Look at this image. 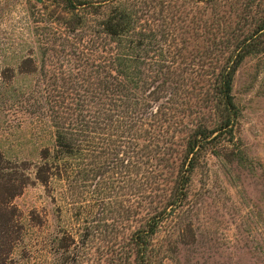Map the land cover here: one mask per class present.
Returning <instances> with one entry per match:
<instances>
[{"label":"trees","instance_id":"16d2710c","mask_svg":"<svg viewBox=\"0 0 264 264\" xmlns=\"http://www.w3.org/2000/svg\"><path fill=\"white\" fill-rule=\"evenodd\" d=\"M24 1L31 19L47 20L46 31L61 25L90 45H75L65 59L55 49L62 73L43 75L40 84L54 80L47 87L56 89L62 80V90L39 86L22 97L23 108L48 114L55 144L34 166L13 165L0 153V264H17L12 205L33 184L44 187L58 214L64 207L80 220L91 193L92 207L119 215L104 264H165L164 229L171 228L170 241L194 237L185 220L200 169L210 158L247 160L234 83L247 60L264 56V0ZM38 69L33 54L0 72L7 105L16 75ZM94 232L85 229L84 244ZM75 239L68 231L58 239L63 254Z\"/></svg>","mask_w":264,"mask_h":264},{"label":"rangeland","instance_id":"374dc122","mask_svg":"<svg viewBox=\"0 0 264 264\" xmlns=\"http://www.w3.org/2000/svg\"><path fill=\"white\" fill-rule=\"evenodd\" d=\"M36 19H31L24 0L1 3L0 72L15 67L22 57L34 54L39 58L36 75H16L9 93L10 104L7 105L6 97L0 96V153L19 167L25 163L38 164L40 152L52 149L55 144V130L48 114L23 108L22 97L37 93L39 86L46 92L62 90L63 82L58 79L56 89L47 87L54 80L41 85L43 75L58 78L62 72H57L60 65L56 64V57L62 55L65 59L75 45H90L86 40H78L81 34L75 37L61 25H53V29L46 31L50 27L47 20ZM33 21L40 22L33 24ZM43 48L49 49L46 58L41 56ZM55 49L62 52L55 56ZM5 75L3 79L9 81L12 74ZM234 95L241 110L238 136L247 160L237 164L210 158L207 166L200 169L193 205L185 220V227L192 228L194 237L188 233L170 241L171 228L164 229L158 242L164 246L165 264H264V56L251 58L240 68ZM86 200L85 212L79 220L64 207L58 214L40 184L27 187L12 205L19 223L13 236L15 263L73 264L75 259L78 264H104L109 257L104 255L106 246H112L117 234L113 229L120 218L116 213L92 207L91 193ZM95 216L104 222L96 221ZM123 222L124 245L128 239L126 214ZM85 229L95 231L91 242L86 244L82 238ZM67 231L76 239L71 250L63 254L57 243ZM110 258L114 260V256Z\"/></svg>","mask_w":264,"mask_h":264}]
</instances>
